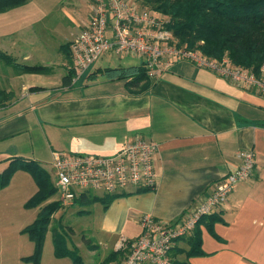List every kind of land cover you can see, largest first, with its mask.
<instances>
[{
    "label": "crops",
    "instance_id": "0c3cea01",
    "mask_svg": "<svg viewBox=\"0 0 264 264\" xmlns=\"http://www.w3.org/2000/svg\"><path fill=\"white\" fill-rule=\"evenodd\" d=\"M80 25L70 37L60 38L64 41L52 56L23 33L0 50L20 63L62 65ZM24 29L34 28L17 32ZM98 67L103 66L89 72ZM52 72L12 74L13 97L0 106V172L16 156L37 160L50 172L54 152L109 155L139 135L159 144L157 188L114 197L98 218L99 245L84 238L95 243L91 253L104 247L105 256L95 264H118L120 254H112L117 242L141 234L142 215L174 222L211 196L245 150L255 152L254 173L214 210L220 220L211 228L207 222L199 225L203 254L190 262L264 264V95L186 60L175 62L141 93L131 92L126 79L99 75L90 80L86 75L64 85ZM183 244V239L176 242L188 246Z\"/></svg>",
    "mask_w": 264,
    "mask_h": 264
},
{
    "label": "built area",
    "instance_id": "2783aa9c",
    "mask_svg": "<svg viewBox=\"0 0 264 264\" xmlns=\"http://www.w3.org/2000/svg\"><path fill=\"white\" fill-rule=\"evenodd\" d=\"M90 14L70 43L72 81L86 76L105 53L134 56L144 64L150 78L158 79L175 62L186 60L215 72L246 90L264 95V66L260 74L235 65L228 57L217 59L199 50L177 45L168 18L139 7L133 0H89ZM159 144L142 135L124 143L116 152H54L58 199L73 205L82 194L122 195L134 190H155L159 183L156 154ZM239 164L215 184L214 193L195 202L174 222L140 217L141 234L121 236L116 249L125 251L119 264H172L176 242L193 233L199 221L223 205L237 184L250 178L255 168L253 150L238 153Z\"/></svg>",
    "mask_w": 264,
    "mask_h": 264
},
{
    "label": "trees",
    "instance_id": "16d2710c",
    "mask_svg": "<svg viewBox=\"0 0 264 264\" xmlns=\"http://www.w3.org/2000/svg\"><path fill=\"white\" fill-rule=\"evenodd\" d=\"M30 0H0V14L23 6ZM139 7L153 10L168 18L166 28L172 31L177 45L192 50H199L209 57L222 59L228 57L235 65L242 66L260 74L264 66V0H133ZM71 58V53H68ZM0 59L11 66L17 73H50L51 68L42 64L20 63L11 54L0 50ZM99 75L111 79H126L128 89L133 93L149 90L156 79L150 78L144 64L116 67H98L87 74L90 80ZM73 72L67 70L62 81L64 85L72 82ZM0 89V106L10 100V95ZM8 98V99H7ZM24 169L36 181L37 190L27 200L28 208L39 207L37 218L24 232L28 233L35 244L34 253L24 257L33 264H40L45 234L53 214L60 209L59 199H51L57 188L51 181V173L37 160L25 157H12L0 172V189L7 186L13 174ZM119 195H94L84 193L76 202H100L107 209L114 197ZM75 202V203H76ZM45 204V205H43ZM215 213L204 216L193 233L182 238L187 247L175 245L171 251L172 264H192L190 258L202 255V238L199 225L206 222L209 228L220 218ZM208 220V221H207ZM59 235V234H58ZM59 241H63L59 237ZM92 241H87L91 245ZM94 249V248H91ZM121 262L125 251L117 250ZM62 256H69L73 264H85L78 251H63ZM183 256V257H180Z\"/></svg>",
    "mask_w": 264,
    "mask_h": 264
},
{
    "label": "rangeland",
    "instance_id": "374dc122",
    "mask_svg": "<svg viewBox=\"0 0 264 264\" xmlns=\"http://www.w3.org/2000/svg\"><path fill=\"white\" fill-rule=\"evenodd\" d=\"M89 14V0H30L23 6L0 16V49L10 44L12 39H22L23 33L36 38L40 47L45 46L43 53L52 56L57 45L64 41L60 38L74 34L78 24L86 21ZM29 25L34 29H24L20 31V34L17 32ZM68 58L69 55L64 53L61 60L62 65L57 64L50 67L51 72L52 69L54 70L52 74H58L61 80L64 76V66L72 65L71 58ZM140 62V59L134 56L105 53L94 65L116 67ZM14 73L16 71L0 59V89H5V95L11 96L10 100L13 94L9 89L11 86L8 87V82ZM6 165L2 166L1 171ZM49 170L51 181L56 184L55 171L51 168ZM36 190L35 179L24 169L17 170L10 183L0 189V264H33L24 259L33 254L35 250L34 242L24 230L37 218L40 208H28L25 203ZM94 195L99 194H89V196ZM51 199H58V192ZM61 205L60 209L53 214L45 234L40 264H73L71 257L57 254V252L62 253L67 250L78 251L85 264H95L97 260L105 256L104 247L101 244L96 252H90L91 248L95 247V243L98 244V238H100L97 234V223L104 208L100 203L91 202H76L73 205L61 203ZM59 237L63 241H59ZM84 238L95 243L92 242L88 246ZM183 245L185 246L186 243Z\"/></svg>",
    "mask_w": 264,
    "mask_h": 264
}]
</instances>
